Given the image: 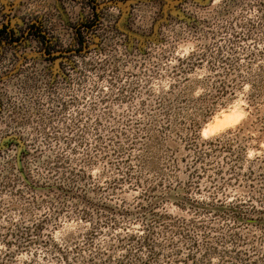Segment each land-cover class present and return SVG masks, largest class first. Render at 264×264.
<instances>
[{
    "label": "rangeland",
    "instance_id": "374dc122",
    "mask_svg": "<svg viewBox=\"0 0 264 264\" xmlns=\"http://www.w3.org/2000/svg\"><path fill=\"white\" fill-rule=\"evenodd\" d=\"M0 264H264V0H0Z\"/></svg>",
    "mask_w": 264,
    "mask_h": 264
},
{
    "label": "flooded vegetation",
    "instance_id": "af4514ba",
    "mask_svg": "<svg viewBox=\"0 0 264 264\" xmlns=\"http://www.w3.org/2000/svg\"><path fill=\"white\" fill-rule=\"evenodd\" d=\"M40 26H41V24H40ZM42 27V26H41ZM41 27H35V29H36V33H38V32H42V29H41ZM6 35H8L9 36V39H11V41H12V37H13V34H12V32L10 33L8 30L6 31ZM40 37H41V39L42 40H44V45L47 47V45L49 44V42L48 41H46V38L44 37V35H43V33L41 34L40 33ZM14 38V37H13ZM47 49H49V47L47 48ZM47 49H45V52H44V55H42L44 58H45V60L46 59H50V58H52L51 56L52 55H49V54H47ZM61 50H59V49H57L56 50V53H61L60 52ZM69 52H72V51H67V53L66 54H63V55H57L58 57H66L67 56V58H69V57H71V55H73V54H69ZM46 53V54H45ZM68 61V60H67ZM63 62V61H62ZM64 63V62H63ZM53 64V63H52ZM61 71H63V70H61ZM63 73V72H62ZM66 101H69L68 99H66ZM61 102H62V98H61ZM58 105H61V104H59L58 103ZM13 152V151H12ZM12 152H10V151H8V150H6V151H4V152H2V153H12ZM1 153V154H2Z\"/></svg>",
    "mask_w": 264,
    "mask_h": 264
}]
</instances>
